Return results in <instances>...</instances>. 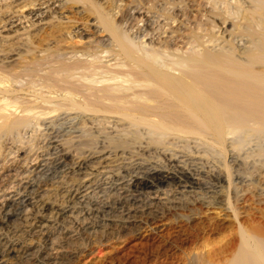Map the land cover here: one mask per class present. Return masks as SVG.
Masks as SVG:
<instances>
[{
  "label": "bare ground",
  "instance_id": "obj_1",
  "mask_svg": "<svg viewBox=\"0 0 264 264\" xmlns=\"http://www.w3.org/2000/svg\"><path fill=\"white\" fill-rule=\"evenodd\" d=\"M25 2L22 7L31 6L29 11L35 10L37 5L48 7L52 3L51 0ZM75 2H84L94 10L99 24L109 32L110 38L104 39L111 40L116 47L114 50L94 52L88 47V50L63 51L60 48L63 52L37 57L33 65L19 72L5 66L0 68V83L16 84L25 80L34 91L40 86L39 93L42 94L41 101H31V97L27 101L12 94L11 88H0V99H4L0 102V136L16 134L34 124L38 126L34 131H41L43 126L47 130L43 138L46 142L41 145L46 152L38 155V164L17 167L16 187L13 186V191L8 194H0L2 263L6 261L3 257L25 251L26 245L20 243L21 240H32L39 234L46 244L57 246L50 247L45 255L37 251L36 255L30 253L32 261L22 264H59V260L71 255L63 254L58 246L62 247L63 242L84 233L103 231L108 234L107 230L112 227L129 232L141 223L154 225L170 209H179V203L172 204L177 201V195L172 192L177 188H186L191 195L198 194L196 199L200 204L223 203L225 199L219 189L223 171L209 173L210 169L203 170L200 165L203 160H195L197 156L191 159V153L194 156L202 152L215 153L226 159L229 152L228 163L235 169L240 191L249 185V177L239 172L240 166L249 163L253 168L258 157L264 158V0H208L210 10L205 8L202 23L195 26L193 35H187V31L183 34L179 29L180 17L186 14L180 11L182 7L173 6L156 20H152L143 7L134 8L130 11V22L126 20V26L121 27L106 9L100 7L101 3L98 5L94 0ZM220 3H224L223 8ZM30 14L35 13L31 11ZM233 16L238 19L234 20L238 22L234 27L235 37H241V41L228 38L222 45L218 43L219 34H215L214 27L221 29L219 36L224 37L229 33L227 23L233 21ZM14 17L17 18L13 20ZM18 20L22 17L17 14L9 19L10 22L6 19L9 23ZM133 20L145 22L140 41L128 32V22ZM174 22L178 23L174 25ZM206 24L210 26L206 27ZM167 31L169 34L163 35ZM148 36L149 42L145 39ZM156 39H162L163 44L158 46ZM179 42L182 45L173 48V44ZM100 53L106 55L102 57ZM119 58L121 62H115L120 61ZM29 86L25 89H30ZM43 89L54 96H43ZM50 102H56V105L49 111L45 104ZM13 107L20 109L19 113L9 110ZM60 109L67 114V125L63 130L43 124L42 115ZM95 137H100L95 141L101 143L100 146L113 143L118 153L95 155L97 150L91 152L95 143L90 144ZM63 140L71 143L69 149L64 147L68 143L63 146ZM251 140L256 147L257 141L263 144L250 150V146H254L250 144ZM253 140H257L256 143ZM75 150L79 156L74 155ZM236 152L244 156L239 157ZM215 154L212 158L217 159ZM255 157L257 159H253ZM261 165L257 176L262 182L257 189L259 193L264 190V164ZM49 185L55 186L54 193H48ZM163 190L165 194H173V199L168 197V203L152 200L153 194ZM13 218L19 221L7 228ZM47 218L52 219V225L45 223ZM45 226L55 231L46 232ZM253 232L240 230L239 241L236 240L238 243L226 264H264V232Z\"/></svg>",
  "mask_w": 264,
  "mask_h": 264
},
{
  "label": "rangeland",
  "instance_id": "obj_2",
  "mask_svg": "<svg viewBox=\"0 0 264 264\" xmlns=\"http://www.w3.org/2000/svg\"><path fill=\"white\" fill-rule=\"evenodd\" d=\"M25 1L23 0H20V1L19 0H15V1L14 0H3V1L0 0L1 2L0 3V25L2 26V27L0 26V50H1L0 51V65H1L0 68L5 66V68H8V69L11 68L10 70L15 69L16 71L19 72L20 70L25 69L27 66H30V64L33 65V63H35L33 61L38 60V59L35 60V58L37 57L42 58V57H47V56L50 57L54 53H57V52L59 53V51L63 49H64L63 51H65L66 49L70 50L74 48L88 50L87 48L89 47V50L90 48L91 49L93 48L92 50H94L95 52L96 50L98 51L106 50V49L114 50L116 48L115 46H113L111 40H107L108 42L105 40V39L110 38L109 32L104 31L105 29L98 22L97 14L93 12L94 10L93 11L90 10V8L84 2H75V0H51L52 3H50L48 7H46V5L44 6L37 5V7H34L35 10L29 11L28 8H30L31 6L28 8L22 7L23 4L27 3ZM94 1L98 5H100L101 3L100 7L104 8V10L106 9L107 13L110 15V17H112L111 19H115V21L118 22L117 24L121 25V27L126 26L127 21L130 22L129 17L131 15V12L134 10V8L143 7V10L146 9L151 14L152 20H156V19H159L161 14H163L166 11L168 12V10L172 8L173 6L175 8L182 7L180 11H182L183 13L186 12L187 15L182 14L183 16L180 17L181 19H180V23L178 26H179L180 31L182 30L181 33L185 34L187 31L188 32L186 33L187 35H193L191 33L194 32L193 30H195L194 29L195 26L196 25L198 26L199 23H202V20L204 18L203 14L205 13V10L206 9L210 10L209 6L206 3V1L208 2V0H197V1L195 0L196 2L194 0H180V1L179 0H156L155 2L154 0H114V1L113 0H94ZM219 6H221L220 8H223L224 3L222 4L220 3ZM42 7H43V10H39V8H42ZM31 11L34 12L35 14L34 15L30 14ZM15 14L20 16V18L22 17V20L9 23L10 22L9 19ZM188 16L190 18H188ZM16 18L17 17H14L13 20H15ZM6 19L9 22L6 21ZM232 19L233 21L230 20V22L227 23L229 24L227 26L229 28V33L225 34V36L222 38H220L219 36L221 35L219 33L221 29L214 27L213 31L215 32V34L216 33H217L216 35L219 34L218 43L220 44L222 43V45L226 44L228 42L227 40H229L230 38L232 39L233 37H235V35H237V33L235 34L236 31L234 27H237L238 22L235 23V21H237L238 19H236L235 16H233ZM181 20H183V22ZM129 22H128L129 25L127 26V28L129 30L128 32L131 35V37L134 38L136 41L142 40V36L145 32L144 28H146L145 22L139 21V20L137 21L135 20V22L133 20V22H131L133 24ZM137 22L139 25L137 24ZM177 23L178 22L176 23L174 22V25H176ZM182 23L183 25L184 23H186L185 24L186 26L184 25L185 28H182L183 26ZM207 25L210 26L209 24H206L205 26L207 27ZM130 26L131 28H129ZM178 26H174V27H177L178 29ZM135 27L139 30L135 29ZM211 28L213 29V27ZM167 32H164L163 35L164 34L168 35L169 31ZM148 38L149 36L146 37L145 39L149 42L150 39ZM163 38H166V37L163 36ZM235 38H236V41L237 40L239 41L241 39V37L239 36H236ZM161 40L156 39L158 46L163 44ZM98 43L99 44L101 43L100 47ZM248 43L249 42H247L246 44ZM178 45H182V43L179 42L178 44H175V45L173 44V48L174 47L176 48ZM103 47H106V48H103ZM218 47L219 46H217L216 48ZM60 48L62 49L60 50ZM99 55L101 56L103 55L102 57H104L106 53H100ZM103 60L107 61V59H103ZM119 60L120 61L117 60L115 62H121V58H119ZM3 82H5V84L0 83V88L5 89V90H10L11 88V93L16 95L17 97L18 96L21 97V100L24 98L23 100L28 101L30 100V97H31V101L33 99H35V101L37 102L40 99L42 100V97H41L42 94L39 93V91L41 90L40 86H36L35 87L36 91H34V87H30L29 84L27 83L29 88L33 90L32 91L30 89H25V88H28L25 83L26 82L25 80L23 81V83L18 82L16 84L14 82L12 83L8 81H3ZM29 90L32 93H30ZM43 90H44L43 96L45 97L54 96V94L51 95L49 93H45V89ZM26 98H29V99H26ZM3 101L4 99H0L1 103H3ZM45 105H48L47 106L48 108L51 107L53 109V107L56 105V102L46 103ZM51 108L49 109V111L51 110ZM15 109L13 107V108H10L9 110L13 112L17 111L16 113H19L20 109L19 110H15ZM52 112H50L51 114L48 113L49 115L45 114L46 116L45 115L41 116L40 114L43 120V124L46 123V125H54L58 129L60 128V130H63L67 125L66 123L67 114L64 113L65 112L64 109L56 110L55 111L56 113L54 111ZM8 113H11V112H8ZM43 116H45L44 117L45 119L43 118ZM32 127H30V129L28 128L27 130H22L21 132H18L16 134L8 135L4 133L2 136H0L1 138L0 139V152H1L0 156L2 157V158L0 157V162H1L0 163V194H2V192L3 193L5 192L6 194H8V192L13 191L14 189L13 186L16 185L15 184L16 183L15 174L17 172L16 171L17 167H19L20 165L22 166V164H23V167L25 168L27 166L28 167L35 166V163L38 164V161H40L39 160L40 157L38 155L46 152L44 148H41V145H43V143L46 142L45 139L43 140L44 136H46V131H47L43 129L45 126H43L41 131L40 130L34 131L35 127L38 128V126L37 125L35 126V124ZM98 138L100 139V137H95L94 141H91L92 142L90 143L91 145H94L95 143V146H91V149H93L91 150V152H94L97 150L95 155H98L100 153L101 155H104V156H107L110 153H112V155H115L116 152L118 153L119 150L115 148L113 143L112 145H110L111 143L110 144L108 143L109 145L105 143L102 146H100L101 143L95 142L99 140ZM253 141L254 143H256L257 140H253ZM68 142L67 141L64 142L63 140L62 141V143H64L63 146ZM252 143L253 142L251 140L250 144L254 145ZM69 144L71 143H68L64 147L69 149ZM262 144H263L262 142L257 141L258 148ZM251 147H255V149H258L256 145L250 146V148ZM250 150H252V148ZM211 152L213 151L211 150ZM73 153L75 156L80 155V154L77 155L78 153L76 150L73 151ZM207 153L208 152L197 153L195 154V156L194 154L192 155V153L191 154L189 153L190 154L189 156H191V159L192 157L193 159H195L194 157L197 156L195 159L197 161L203 160L200 165L204 167V168L202 167L203 170L207 168L205 171H207L208 169H210L208 170V172L213 171L215 173H218V172L221 173L223 171V173H221V176L223 177V182H221V186L219 188L221 191V195L223 196L221 197L225 199L223 203L221 204H214V203L210 204L209 203L205 205L200 204L198 201L199 199H196L198 194L193 193L192 194L194 196L193 197L190 194L191 192H188L186 188H184L183 190L182 188H177L176 190L172 191L174 192V194L177 195V198H175L177 201L172 202V204L175 205V203L176 204L179 203L180 205L177 204V206H179V209L178 208L170 209L167 212V214L164 215L162 220L159 221L158 223L154 225H148V224L141 223L139 227H134L133 230L129 232L121 231L120 229L117 230L116 227H112L107 230L108 234H104L103 231H101V232H95L96 234L95 233L93 234L84 233V234H81L78 238L72 237L71 239L67 241V243L63 242L64 246L62 247L58 246L59 249L62 250L63 254H69V256L71 255L68 258L59 260L60 262L59 264H226L227 259L230 257L229 255L233 253L236 247V244L239 241L238 238H240L239 234H240L241 229L244 228L246 231H249V232L254 231L255 233H257V231H259L260 233L264 232V190L260 191V193L257 190L259 189V187L262 186V182L257 176L259 175L258 173L260 171L259 168H260L261 163L264 164V158L263 157L259 158L258 156H256L258 157V160L260 161L257 160L258 163L256 161V164H255L256 166L254 165L253 168L249 166V163L248 164L245 163V165L240 166L239 172L241 174L243 173L242 174L243 176L245 175V177L247 176L249 177V182H248L249 185L243 186L242 191L245 189L243 193L242 191L239 190V187H237L240 184L236 182V180L238 181V179L235 177V169L232 165L230 168V165L228 163L229 152L227 153L228 156H226V159H225V156L222 157L215 153H211V154L210 153L207 154ZM213 154L217 155V159L212 158V157H216V156H213ZM236 155H239V157L244 156L243 154L241 155V152L239 153L236 152ZM221 157H222V160H221ZM256 157L253 159H257ZM215 159H216V162L214 161ZM249 159H252V158H249ZM124 160H127V159H124ZM220 160L222 161V164ZM129 161L130 160L128 159L125 162H129ZM145 161H147L146 158H145ZM225 162L229 165V167ZM204 163H206L207 165ZM209 163L211 165H209ZM160 164H163V163L161 162ZM229 168H230V171H228ZM226 170L228 171L227 173H225ZM228 174H229V177H228ZM73 175L74 174L70 176V179L72 178ZM231 175L233 176L232 178H231ZM226 178H228L229 180ZM49 186L47 188V191H49L48 193H54L55 186L53 185H49ZM4 189L6 191H4ZM188 190H191V188H188ZM236 190H238L240 193ZM166 191L163 190V192L159 191L157 192V194H153L152 200H154L155 202H159L161 200L160 202L168 203L167 198L168 197L170 198L172 196L171 199H173L174 195L165 194ZM241 192L243 193L242 195H241ZM187 194L189 195V197ZM154 196H158V197H154ZM244 196L246 197L244 198ZM53 199H56V198H53ZM236 210L237 212L234 213ZM18 221L19 220L13 218L12 221L9 223V225H6V227L9 228V227H12L13 225H16ZM45 223L52 225L53 222H52V219L47 218V221H45ZM95 229L100 230L102 228L96 227ZM43 230L46 232L55 231L54 228L50 226L49 227L45 226ZM29 239L31 238H25L21 240L20 242L26 245V247L24 248L25 251L27 250L26 252L25 251L23 253L15 252V253H12L11 255L5 256L3 258H5L6 261L2 263L1 261L2 259H0V264H22L24 262L26 263V262H29L30 260L32 261L31 259L32 255L30 253L35 254V255L36 253L38 254L41 253L45 255L47 250H50V247L57 246V245L46 244V242H44V237L40 234L38 236H33L32 240H29ZM24 240L25 241L27 240V241L25 242ZM16 241L17 240L15 239V242ZM13 255L15 257H13Z\"/></svg>",
  "mask_w": 264,
  "mask_h": 264
}]
</instances>
